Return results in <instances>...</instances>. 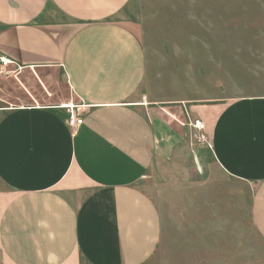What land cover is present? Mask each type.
I'll return each mask as SVG.
<instances>
[{"label":"crops","instance_id":"obj_1","mask_svg":"<svg viewBox=\"0 0 264 264\" xmlns=\"http://www.w3.org/2000/svg\"><path fill=\"white\" fill-rule=\"evenodd\" d=\"M132 4L0 0V56L21 67L0 73V264H180L195 246L176 238L203 211L186 214L183 200L166 217L147 181L174 152L153 113L175 103L205 125L195 157L209 185L214 174L255 184L249 214L264 240V93L197 77L187 44L155 54ZM59 75L85 105L76 129L60 107L71 101L46 99ZM165 77L182 87L169 93Z\"/></svg>","mask_w":264,"mask_h":264},{"label":"rangeland","instance_id":"obj_2","mask_svg":"<svg viewBox=\"0 0 264 264\" xmlns=\"http://www.w3.org/2000/svg\"><path fill=\"white\" fill-rule=\"evenodd\" d=\"M132 5L130 17L144 24L145 38L149 47L155 48V54L163 46L181 48L187 44L197 66V77L230 83V94L264 93V0H133ZM7 71L4 75L11 78L21 72L16 65ZM56 77L52 96L46 95V99L59 101L63 97L72 102L65 76ZM169 79L163 80L169 93L182 87L180 81ZM169 106L153 114L166 124L174 152L162 175L147 179L153 186L149 191L162 200L168 218H172V213L178 216L183 200L188 202L183 211L186 214L197 208L203 211L199 217L202 223L186 216V230L190 229L191 234L176 238L181 243L190 241L195 247L183 253L172 252L179 256L182 253L180 264H264V240L253 228L249 214L255 184L214 174L218 180L209 185L211 167L204 156L201 165L195 157L201 145L208 146L206 134L205 139H198L196 132L170 115L182 117L180 103ZM173 264H177L175 259Z\"/></svg>","mask_w":264,"mask_h":264},{"label":"built area","instance_id":"obj_3","mask_svg":"<svg viewBox=\"0 0 264 264\" xmlns=\"http://www.w3.org/2000/svg\"><path fill=\"white\" fill-rule=\"evenodd\" d=\"M13 62L4 57L0 56V67L7 68L9 65H11ZM19 67V66H18ZM21 68V67H19ZM2 72H8L7 70H0V73ZM181 109V114H182V119L180 117H176L173 115L175 118H177V121L182 125L186 126L189 129L193 130L197 134V138L199 139H205V135L203 134V131L205 129V125L200 120L199 118H196L192 115L191 111L189 108L186 106V104L182 103ZM84 104H75L73 102H68L61 104L60 107L67 109L68 110V124L71 128L76 129L78 128L81 124L84 122L83 118V111L81 110L82 107H84ZM179 118V119H178Z\"/></svg>","mask_w":264,"mask_h":264},{"label":"bare ground","instance_id":"obj_4","mask_svg":"<svg viewBox=\"0 0 264 264\" xmlns=\"http://www.w3.org/2000/svg\"><path fill=\"white\" fill-rule=\"evenodd\" d=\"M170 114V113H169ZM171 116H173L172 114H170Z\"/></svg>","mask_w":264,"mask_h":264}]
</instances>
